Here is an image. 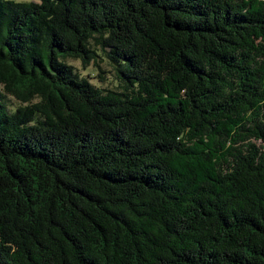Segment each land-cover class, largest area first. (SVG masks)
<instances>
[{"label": "trees", "instance_id": "1", "mask_svg": "<svg viewBox=\"0 0 264 264\" xmlns=\"http://www.w3.org/2000/svg\"><path fill=\"white\" fill-rule=\"evenodd\" d=\"M0 264H264V0H0Z\"/></svg>", "mask_w": 264, "mask_h": 264}, {"label": "rangeland", "instance_id": "2", "mask_svg": "<svg viewBox=\"0 0 264 264\" xmlns=\"http://www.w3.org/2000/svg\"><path fill=\"white\" fill-rule=\"evenodd\" d=\"M14 1H21V0H14ZM34 1H37V0H34ZM67 63L69 65L73 66L75 69H77V71L80 73V75L89 77L90 82L99 86V87H102L105 89V88H112L115 85V83L113 81H110V79H111L110 75H108V80L104 84H99L97 82V79L95 78V72H94L92 67H89V68L83 70L81 68L79 62H77V61H68ZM6 102H7V105L9 108H15L18 105L17 102L14 99H12L11 97H7Z\"/></svg>", "mask_w": 264, "mask_h": 264}, {"label": "clouds", "instance_id": "3", "mask_svg": "<svg viewBox=\"0 0 264 264\" xmlns=\"http://www.w3.org/2000/svg\"><path fill=\"white\" fill-rule=\"evenodd\" d=\"M37 2H39V0H37Z\"/></svg>", "mask_w": 264, "mask_h": 264}]
</instances>
